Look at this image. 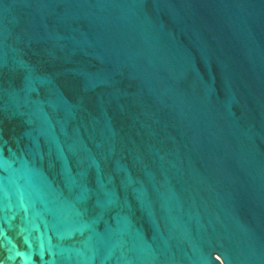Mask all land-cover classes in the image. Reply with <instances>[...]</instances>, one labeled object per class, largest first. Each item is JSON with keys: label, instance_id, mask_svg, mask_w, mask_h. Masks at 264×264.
I'll use <instances>...</instances> for the list:
<instances>
[{"label": "water", "instance_id": "1", "mask_svg": "<svg viewBox=\"0 0 264 264\" xmlns=\"http://www.w3.org/2000/svg\"><path fill=\"white\" fill-rule=\"evenodd\" d=\"M0 264H264V0H0Z\"/></svg>", "mask_w": 264, "mask_h": 264}]
</instances>
